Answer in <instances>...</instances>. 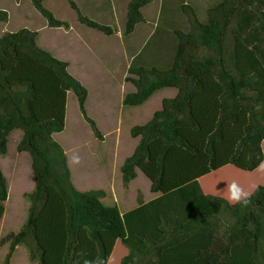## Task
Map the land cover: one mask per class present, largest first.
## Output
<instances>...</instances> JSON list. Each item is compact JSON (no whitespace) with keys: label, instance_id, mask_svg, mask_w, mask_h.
<instances>
[{"label":"trees","instance_id":"obj_1","mask_svg":"<svg viewBox=\"0 0 264 264\" xmlns=\"http://www.w3.org/2000/svg\"><path fill=\"white\" fill-rule=\"evenodd\" d=\"M30 1L50 27L66 26L45 9L44 0ZM66 1L80 23L109 34L107 27L84 17L72 0ZM150 2L130 0L124 35L141 21L140 9ZM206 17V22L194 19V33L176 32L179 42L167 69L135 64L128 69L131 76L125 80L134 91L124 96V106H140L153 93L166 88H175L177 93L173 98L163 99L161 108L145 124L130 129V136L137 144L120 168L121 180L125 186L135 180L137 165L141 167L146 163L150 148L159 143L156 161L152 162L156 174L151 184V192L158 195L122 214L126 236L121 244L128 253L120 264H259L264 260V185L254 192L246 207L230 205L222 197L204 194L198 180L159 194L169 150L178 147L196 152L179 131L199 130L191 102L204 89L205 72H211L209 78H213L211 81H215L214 87L220 92L215 125L204 147L208 168L215 167V144L222 141L224 129L235 125L242 114L247 116V122L230 162L237 163L246 149L245 169L251 172L261 153V141H264V0H221L207 10ZM7 21V13L0 11V22ZM233 21L232 50L227 52L226 35ZM37 40L38 33L25 28L0 37V154L5 153L8 134L15 128L21 129L23 137L17 149L30 154L35 183L34 191L27 194L29 207L20 230L0 240V247L8 244L4 262L10 264L16 248L24 246L31 262L45 264L44 250L38 244L37 220L48 208L49 193L53 189L64 207V212L58 205L51 210L52 216L55 208L61 210L65 221L66 241L61 264H76L74 251L80 230L86 231L97 248L98 257L104 258L100 232L110 231L112 227L103 202L106 194L101 189L80 191L74 186L67 157L53 138L64 130L62 119L38 120L33 107L41 89L42 94L44 88L53 89L59 96V106H64L66 92L71 91L81 114L98 137L94 122L85 112L88 92L69 73L68 63L40 48ZM202 49L207 55L199 57ZM7 199L8 185L0 169V222ZM223 216L229 218L226 224H221ZM55 223L54 230L57 229Z\"/></svg>","mask_w":264,"mask_h":264},{"label":"rangeland","instance_id":"obj_2","mask_svg":"<svg viewBox=\"0 0 264 264\" xmlns=\"http://www.w3.org/2000/svg\"><path fill=\"white\" fill-rule=\"evenodd\" d=\"M72 1L82 12L81 14H88L91 20H95L93 19L95 13L90 11L88 1L87 3L85 0ZM179 1L188 6V8L184 6L186 15L193 11L194 17L190 15L193 23L195 18L200 22H206L207 10L221 0ZM117 2L115 1L114 4L111 25L117 30L124 31L125 24L118 5L121 4V0ZM43 6L53 14L55 19L66 23V26L50 27L30 0L18 2L0 0V11L8 15L7 22H0V37L5 33L23 28L36 32L40 30L39 33L37 32L39 34L38 46L52 56H56L55 58L69 62V73L88 91L85 112L87 118L94 122L99 132L98 137L94 135L86 117L81 114L78 102L71 91L66 92L64 106H59L57 102L59 96L53 89L44 88L45 93L43 94L41 89L34 102V115L38 120L51 117L62 119L64 130L54 134L53 138L67 157L74 186L80 191L101 189L105 192L103 202L108 208L112 227L110 231L102 232L100 237L103 241L105 257L111 258V264H120L126 254V248L121 244L124 234L122 214L158 195L151 192V184L156 174L152 162L156 161L159 143H154L150 148L146 163L142 162L141 167L137 165L135 180L127 186L121 180L120 168L137 144V140L130 136V129L150 120L153 113L161 108L163 97L170 96L171 92L163 89L153 93L140 106H124V96L131 88L134 91L133 86L125 80L126 77L131 76L128 73L127 64L120 57L115 59L105 55H101V59L96 60L81 48L80 45L83 44L81 36H86L87 28L80 23L75 11L71 9L66 0H44ZM159 16L160 13L156 16V24L162 25L163 20L160 21ZM234 25L235 21L226 35L227 52L232 50L231 30ZM194 32L192 26V33ZM198 53L199 57L207 55L204 49ZM115 56L116 54H113V57ZM210 73H204L205 78L202 80L204 89L191 102L192 113L199 123V130L181 129L179 131L196 152H188L178 147L169 150L164 161V177L159 194L191 180H198L201 189L206 191L207 195L224 199L227 195L225 188L233 180L245 188H250L252 185H264V175L255 171L258 158L264 159V155L261 154L262 148L251 172L245 169L246 149L241 152L237 163L230 162V156L235 150L236 143L243 135V127L247 122L245 114L238 117L235 125H229L224 129L222 141L215 144V167L210 169L207 166L204 147L207 136L215 125L216 116L214 115L218 110L217 98L220 95L219 89L214 87L215 81H211L212 77L209 78ZM22 137L21 129H13L7 136L5 153L0 154V169L8 185V199L4 203V218L0 222V240L7 234L17 233L20 230L29 207L27 194L34 191V172L30 154L27 151L19 152L17 149ZM73 156L80 158L78 164L71 163ZM49 200L48 208L37 220L38 244L44 250L45 264H61L66 241L65 221L62 215L64 207L55 189L50 191ZM56 205L62 206L63 210L55 208L53 218L51 210ZM53 221L57 225L55 230ZM59 221H62V224ZM220 221L221 224H226L229 218L223 216ZM78 237L79 243L74 251L75 263L83 264L84 259L98 257L97 248L88 238L86 231L80 230ZM7 252L8 244L0 247V264H5ZM82 252L85 253L84 256L80 255ZM10 264L37 263L28 259V252L24 246H18ZM259 264H264V260H260Z\"/></svg>","mask_w":264,"mask_h":264},{"label":"crops","instance_id":"obj_3","mask_svg":"<svg viewBox=\"0 0 264 264\" xmlns=\"http://www.w3.org/2000/svg\"><path fill=\"white\" fill-rule=\"evenodd\" d=\"M85 1L86 3L88 1L90 11L95 13V17L93 18L95 20L92 21L107 27L109 34L88 28L84 25L87 31L86 36H81L83 43L80 45L81 48L96 60L101 59V55L115 59L120 57L127 64V70L131 64L167 69L170 66L171 60L174 58L179 42V37L176 35V32L192 33L193 23L191 16L194 17L193 11L189 15H186L183 8L184 4H181L179 0H151L150 3L140 9L141 21L136 23L133 30L126 35L123 34V30H117L111 25L114 16V4L115 1L118 3L117 0ZM129 2L130 0H121V4H118L124 24L127 21V6ZM158 13H160V21L163 20L162 25L160 23L156 24V16ZM83 16L90 20L92 19L88 14H84ZM37 32L39 33L40 30H37ZM108 51L110 52L109 54L107 53ZM113 54H116V56L113 57ZM68 64L70 65L69 62ZM167 89L170 90L171 94L168 97H163V99L173 98L177 93L176 89L166 88L165 90ZM131 92H133L132 88L129 93ZM203 193L208 194L204 190ZM102 232L106 231H101L100 235ZM125 236L126 232L124 229L122 238ZM17 249L18 247L15 252ZM127 253L128 250L126 249L125 255Z\"/></svg>","mask_w":264,"mask_h":264},{"label":"clouds","instance_id":"obj_4","mask_svg":"<svg viewBox=\"0 0 264 264\" xmlns=\"http://www.w3.org/2000/svg\"><path fill=\"white\" fill-rule=\"evenodd\" d=\"M262 155H264V141H261ZM80 158L78 156H73L71 163L78 164ZM255 171L264 175V159L258 158ZM258 185H252L250 188H245L239 182L233 180L231 183H228L226 190V200L230 205H242L248 206L251 203V197L256 190H258ZM81 256H84L85 253H81ZM83 264H111L110 257H95L94 259H84Z\"/></svg>","mask_w":264,"mask_h":264}]
</instances>
